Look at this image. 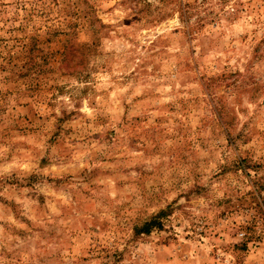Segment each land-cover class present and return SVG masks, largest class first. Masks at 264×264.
Returning a JSON list of instances; mask_svg holds the SVG:
<instances>
[{
  "label": "rangeland",
  "instance_id": "374dc122",
  "mask_svg": "<svg viewBox=\"0 0 264 264\" xmlns=\"http://www.w3.org/2000/svg\"><path fill=\"white\" fill-rule=\"evenodd\" d=\"M0 264H264V0H0Z\"/></svg>",
  "mask_w": 264,
  "mask_h": 264
},
{
  "label": "trees",
  "instance_id": "16d2710c",
  "mask_svg": "<svg viewBox=\"0 0 264 264\" xmlns=\"http://www.w3.org/2000/svg\"><path fill=\"white\" fill-rule=\"evenodd\" d=\"M155 220H157V219H153V220L147 222L146 224H144V226L141 227L140 231L142 230L144 232H149L151 227L156 223Z\"/></svg>",
  "mask_w": 264,
  "mask_h": 264
}]
</instances>
